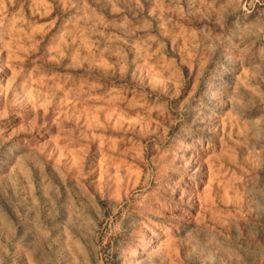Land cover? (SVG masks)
<instances>
[{
    "label": "rangeland",
    "instance_id": "rangeland-1",
    "mask_svg": "<svg viewBox=\"0 0 264 264\" xmlns=\"http://www.w3.org/2000/svg\"><path fill=\"white\" fill-rule=\"evenodd\" d=\"M131 256L264 264V0H0V264Z\"/></svg>",
    "mask_w": 264,
    "mask_h": 264
},
{
    "label": "bare ground",
    "instance_id": "bare-ground-1",
    "mask_svg": "<svg viewBox=\"0 0 264 264\" xmlns=\"http://www.w3.org/2000/svg\"><path fill=\"white\" fill-rule=\"evenodd\" d=\"M157 234L163 235L164 233L162 231H158ZM135 261L134 260L132 261V256H131V257H129V260L127 262H125V264H148V263L144 262L143 260L138 261V262H135Z\"/></svg>",
    "mask_w": 264,
    "mask_h": 264
}]
</instances>
